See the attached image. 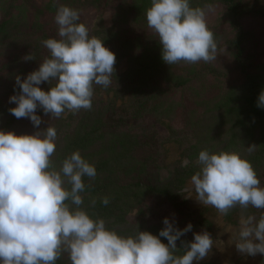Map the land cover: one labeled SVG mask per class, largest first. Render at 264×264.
I'll return each mask as SVG.
<instances>
[{"label": "clouds", "instance_id": "9594fccd", "mask_svg": "<svg viewBox=\"0 0 264 264\" xmlns=\"http://www.w3.org/2000/svg\"><path fill=\"white\" fill-rule=\"evenodd\" d=\"M206 8L211 11V5ZM206 8L192 7L191 0H150L144 15L158 37L164 63L217 60ZM54 22L58 38L41 42L48 55L23 80L16 77L20 92L9 97L16 105L10 114L27 118L34 128L42 123L38 108L51 119L90 110L94 86L108 88L115 71V54L104 46V39L90 36L78 9L60 4ZM42 82L48 83L47 91L39 87ZM257 107L264 108V91ZM57 140L51 125L32 134L0 130V264H56L65 254L70 264H194L209 255L214 240L206 231L194 233L191 242L182 241V255L175 254L176 241L192 230L191 223L178 229L175 220L166 217L158 235L137 227L125 235L109 228L104 218H93L83 207L81 193L83 178L95 179L96 167L78 150L57 166L52 160ZM255 147L246 149L251 153ZM195 163L198 170L190 183L196 200L222 215L239 207L237 251L264 255V214H246L249 207L264 210V186L251 162L238 152L204 149ZM100 202L107 206L110 200L105 196ZM90 204L95 207L96 200Z\"/></svg>", "mask_w": 264, "mask_h": 264}, {"label": "rangeland", "instance_id": "374dc122", "mask_svg": "<svg viewBox=\"0 0 264 264\" xmlns=\"http://www.w3.org/2000/svg\"><path fill=\"white\" fill-rule=\"evenodd\" d=\"M5 1L0 0V107L10 109L16 105L9 103V97L20 92L15 83L16 77L19 76L23 80L27 74L37 70L39 64H29L25 60L22 52L26 49V45L20 40L25 32L24 21L19 17H16L15 21L10 18L11 15L7 10L8 4H5ZM191 1L192 7L203 8L202 0ZM97 2L98 9L91 6L80 11V21L87 26L89 31L92 28L112 30L120 17L114 15L113 11L106 12V9H103L102 0H97ZM115 2L118 4L121 0ZM115 2L111 3L115 4ZM235 2L241 10L255 11L264 7V0H235ZM143 5L146 9L149 7L142 2L141 9H143ZM207 5H211V11L206 8V19L218 45L217 60L211 63L199 62L196 64L180 62L173 66H166L168 67L167 70H159L152 74L166 76V79L173 83H177L174 81L180 79L192 78L194 75L193 85L196 86L195 89L200 90L194 104L188 92H182L178 89L170 90L169 101L180 103L179 106L177 105L178 108H175L177 110L172 114L171 120H164L156 115L149 117L143 113L135 115L131 110L130 97L127 93L115 95L113 91L98 88L97 91H94L92 98L93 109L81 110L76 114L68 112L60 119H51L50 115H45L38 108L36 114L42 118V123L38 128H34L27 118H20L19 123L12 131L17 135L32 134L35 131L45 129L48 125L54 126L58 133V140L52 160L57 166L66 156L77 150L83 158L94 164L95 167L116 159L119 163L113 164L115 170L108 176H97L95 179L87 181V183L92 182L100 188L98 195L93 198L96 200L95 207L90 204L93 199H89V196L82 197L84 199L83 207L93 218H104L109 228L115 229L121 234H133L136 227L139 231H145L154 225L161 224L164 226L162 223L164 218H169L170 222L176 218L173 217L171 208L159 207L160 204L149 195L144 194V204L133 206L128 198H124V195L132 193L137 198H142L143 195L133 190L124 192L120 189L121 183H129L136 178H148L154 185L165 186L169 183L171 173H181L191 165L192 154L190 150L174 141H169L168 130L171 129L172 132L179 134L188 129L190 131L191 128L188 124L190 118L192 122H199L203 130L213 131L221 128L223 131L232 132L236 116L242 109L243 87L239 81V76L232 67L231 42L235 39V33L230 18L224 15V8L217 2L212 1ZM136 13L137 15H130L127 18V23L130 25L135 21V27H132V33L128 34V37L134 38V35L138 38L142 37L139 39L142 41L141 44L145 46L148 44V40H151V43L156 44V46L159 45L158 37L154 31L147 24L140 26V16H138L140 12L137 11ZM129 24L127 25L130 26ZM242 26L249 34L246 45V55L250 58L248 64L255 70L257 67H262L259 70L261 74L264 71V17H246L242 20ZM207 68L217 70L220 74L209 75L205 72ZM125 70L126 63L122 61L117 72L121 74ZM224 77L228 79L227 82H224ZM43 83L47 82L41 84ZM160 83L167 84L165 81ZM261 84L264 88V79H262ZM39 87L41 86L39 85ZM6 121L7 119L0 115V130ZM105 126L111 129L103 135L99 131ZM112 128H119V130ZM149 135L158 140V150L154 154L156 157H153L161 164L160 169L154 172L144 166L130 165L127 162V167H122L121 159L125 160L127 147L147 138ZM260 140L261 136L257 134L251 141V146H256L255 149L248 155L241 154L242 157L249 161L253 160V155L261 147ZM214 143L212 144L213 150L217 147L219 150L221 147L222 150L228 148L223 144L220 146ZM240 148V146H235L234 150L241 153L238 150ZM145 153L147 152L145 151ZM185 161H187L186 164ZM255 167L261 186H264V168L259 165H255ZM176 194L186 202L188 213L209 225L207 232L214 240V246L209 255L199 262H194V264H264V255L249 256L238 252L235 247L238 242L241 211L232 213L227 217L220 214L214 207L200 204L196 200L190 178L184 182ZM105 196L109 198L112 205H117V208H114L116 219L109 220L105 212L101 211L100 204L102 203L100 201ZM261 214H264V210L256 209V213L252 212L248 215L259 217ZM144 216L148 222L146 225L142 223ZM202 232L204 231L200 230L195 234ZM62 259L64 264H70L66 254L62 256Z\"/></svg>", "mask_w": 264, "mask_h": 264}, {"label": "trees", "instance_id": "16d2710c", "mask_svg": "<svg viewBox=\"0 0 264 264\" xmlns=\"http://www.w3.org/2000/svg\"><path fill=\"white\" fill-rule=\"evenodd\" d=\"M113 1L115 2L116 0H102V3L103 9H106V12L113 11L114 15L120 17H118L119 21L116 23L115 27L112 30H97L92 28V30L89 31L90 36H96L102 40L104 39V46L116 56L112 84L108 88H105V90L113 91L115 95L127 93L130 97L131 110L135 115L143 113V115L149 117L156 115L164 120H169L175 110H177L175 108H178L180 105V103H172L169 101L168 97L171 93L170 90L178 89L182 92H188L193 104L196 101L195 99L198 98L200 90L198 91L195 89L196 86L193 85L194 75L192 78L174 81L177 83H173L171 80L166 79V76L152 75L156 71L167 70L168 67L166 66L173 65H167L162 61L160 45L156 46V44L151 43V40H148V42L146 41L148 44L145 46L141 44L142 41L139 39L142 37L138 38L134 35V38H129L128 34L132 33V27H135V21L132 25L127 23V18L130 17V15H137L136 12L139 11L140 26L145 25L146 19L144 13L146 7L143 5V9H141L140 6L142 2L150 6V0H121L118 4L116 2L115 4L111 3ZM212 1L217 2V4L224 8V15L230 18L233 32L235 33V39L231 42L232 67L239 76V81L243 87V95L241 98L242 109L236 116L233 131L226 132L218 128V130H213V133L212 130L207 131L201 129L202 127H200L199 122H192L189 118L188 124L191 128L190 131L188 129L179 134L178 132H172L171 129L168 130V140L180 144L185 149H189L192 154V162L187 169H184L181 173H171V178L168 181L169 183L165 186H160L161 184L154 185L147 177V179L136 178L129 183H121L120 186V189L124 192H131V190H133L143 195L142 198L134 197L132 193L124 195V198H128L133 206L144 204L145 195H149L160 204L159 207L172 209L176 218L174 219L172 216L171 217L176 220L175 224L178 229H183L189 223L192 224V230L176 241V247L178 249V252L175 253L176 255H182L183 253V250L180 249L182 248V241L191 242L193 240L192 233H197L200 230L207 232L209 230V225L207 223L186 211V202L181 196L176 194L177 191L182 188L184 182L198 170V166L195 162L199 151L208 149L212 152H218L219 147L214 148L215 151L212 149V144L216 142L214 144H219L220 146L223 144L228 147L224 151L237 152L234 150L235 146H240L241 150L238 149L241 151L240 154L248 155L249 152L246 148L251 146V141L258 134L261 136V140L259 141L261 147L253 155V160H250V162L254 169H256L255 165L264 168V108L257 107L258 96L261 91H264L261 84L262 79H264V71L260 74L259 70L262 69V67H257V70H255L254 67L248 64L250 58L246 55V45L249 40V34L242 26V20L246 17L263 18L264 7L255 11L241 10L237 7L235 0H202L203 8H206L207 4ZM6 3L8 4L7 10L11 15L10 18H13L15 21L16 17H19L24 21L23 28L25 32L20 40L26 45V49L22 54L25 57L32 55L34 59L27 60L28 63H37L39 65L48 55V50L42 46L41 42L48 38H58L54 15L60 4L78 9L79 11L91 6H95V8L98 9L99 6L97 0H6L5 4ZM122 61L126 63V70L119 74L117 69ZM205 72L214 76L220 74L217 70L215 71L209 68H207ZM161 81H165L167 84H161ZM227 81L228 79L225 78L224 82ZM40 86L42 90L45 91L49 88L48 83H43ZM98 88L104 89L102 86H94V91H97ZM93 108L92 106L91 109ZM8 110V108L0 107V115L7 119L2 130L5 132H12L20 119L15 118ZM110 129L111 128H106L105 126L99 132L105 135ZM112 129L119 130V128ZM157 144L158 140L154 139L152 135H149L147 138H143V140H139L128 146L125 150V160L121 159V163L123 162L122 167L126 168L128 163L130 165L144 166L154 172L158 171L161 164L153 157H156L154 154L156 150H158ZM145 151L147 153H145ZM116 163L119 162L116 159H112L109 163H101L96 166L97 176H108L109 173L115 170L113 164ZM88 180L93 179L87 177L83 178L85 191L81 193V195L89 196V199H93L98 195L100 188L96 187L92 182L87 183ZM100 206L102 209L101 211L105 212L109 220L116 219L114 208L116 209L117 205H112L110 203V205L107 206L103 204H100ZM238 211H241V209L235 207L225 216L229 217L232 213ZM252 212L256 213V209L249 207L246 210L248 214ZM90 213L93 215L91 211ZM142 223L145 225L148 223L145 216ZM163 227L164 226L161 224L154 225L145 231L153 235H158V232ZM160 239L162 243L167 244L166 238L160 237ZM56 264H64L62 257L56 261Z\"/></svg>", "mask_w": 264, "mask_h": 264}]
</instances>
